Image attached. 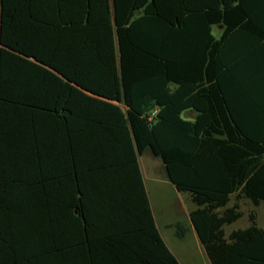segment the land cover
I'll list each match as a JSON object with an SVG mask.
<instances>
[{
  "label": "trees",
  "instance_id": "1",
  "mask_svg": "<svg viewBox=\"0 0 264 264\" xmlns=\"http://www.w3.org/2000/svg\"><path fill=\"white\" fill-rule=\"evenodd\" d=\"M61 90L81 122L67 182L40 139ZM0 135V264L9 231L13 264H49L55 227L74 235L75 264H180L143 187L146 150L196 206L210 264H264L252 214L223 230L240 198L264 206V0H0ZM105 141L112 151L94 150ZM113 155L116 169L104 162Z\"/></svg>",
  "mask_w": 264,
  "mask_h": 264
},
{
  "label": "crops",
  "instance_id": "2",
  "mask_svg": "<svg viewBox=\"0 0 264 264\" xmlns=\"http://www.w3.org/2000/svg\"><path fill=\"white\" fill-rule=\"evenodd\" d=\"M57 97L59 99V105L60 109L58 110V117L55 122L48 121L47 124H44L41 131V143L43 147H41V154L42 156H48L47 162L49 163L52 159L56 160V168L60 175L63 176V180L67 182V179H69L70 174V168L72 164H75V159L77 161L80 160V151H81V145H80V138H81V122L79 119V105H75V94L74 92H70L68 90H61L57 94ZM71 97V98H69ZM65 102L67 104H65ZM71 114V116L69 115ZM191 116V115H189ZM50 120V119H49ZM97 129H95V141H97L96 136L97 135ZM10 135V134H9ZM100 135V134H99ZM106 135V134H104ZM106 137V136H102ZM110 143L106 142L102 145H96L94 149V143H93V149L95 151H101V148L106 151H112L114 149L113 145H109ZM41 145V146H42ZM7 156H11V144H10V136L8 138V149L6 150ZM6 152L4 156H6ZM0 155H1V135H0ZM14 156V155H13ZM77 156V157H75ZM140 156H136V160L138 163V168L140 171V175L142 178L143 187L146 190L143 172L140 165ZM105 163L113 166L112 169H116L118 162H122V156L120 155H113V156H105L104 159ZM52 165H48V168H50ZM94 166H96L94 164ZM121 168V167H120ZM67 175V176H66ZM112 176H119V179L122 177L121 170L112 172ZM68 177V178H67ZM116 184L120 185V181H115ZM170 183V182H169ZM171 184V183H170ZM172 185V184H171ZM67 185H61L57 186V189H62L63 192H65V187ZM173 186V185H172ZM70 188V186H67ZM174 188V186H173ZM175 189V188H174ZM69 191V190H68ZM176 191V190H175ZM147 192V191H146ZM233 196V195H232ZM232 196H230V202L232 199ZM149 200V198H148ZM229 202V203H230ZM231 206V205H230ZM229 204L227 207H230ZM195 209V208H194ZM193 209V210H194ZM191 210V211H193ZM190 211V212H191ZM189 212V213H190ZM77 212L75 211V214ZM189 213L187 214V217L189 218ZM155 220V218H154ZM59 223L61 220H57ZM57 225L55 223H52L51 225ZM156 224V221H155ZM189 225L191 231L194 233L195 237L197 238V235L194 231V228L192 227V224L189 220ZM157 227V225H156ZM158 229V228H157ZM8 230H11V226H8ZM224 230V228H223ZM238 230V229H237ZM159 231V230H158ZM235 231V230H232ZM232 231H230L228 234L224 233L225 235H229ZM160 234V233H159ZM161 236V235H160ZM74 239V235L71 234V237H69V234H66L63 229L59 231L58 228H54L52 232H48L45 235V241H46V252H48V258L47 261L49 264H75V254L79 253L78 249L72 245V248H69V244H66V240L68 239ZM198 240V238H197ZM165 243V242H164ZM8 247L7 249V264H13L11 262V256H13V261L15 263V253H16V240L15 235L11 234L9 231L7 234V240L4 246ZM172 253V252H171ZM0 263H1V241H0Z\"/></svg>",
  "mask_w": 264,
  "mask_h": 264
},
{
  "label": "rangeland",
  "instance_id": "3",
  "mask_svg": "<svg viewBox=\"0 0 264 264\" xmlns=\"http://www.w3.org/2000/svg\"><path fill=\"white\" fill-rule=\"evenodd\" d=\"M217 34V29H213ZM145 187L150 208L155 218L161 238L180 264H210L203 247L190 229L187 214L196 208L185 192H177L166 179L159 158L153 157L148 150L140 156ZM232 196L229 206L234 202ZM242 216L230 225H225V233L245 229L250 226L249 215L255 218L256 226L264 230V206L253 205L249 200H238ZM183 231L182 236L177 231ZM227 236V235H226Z\"/></svg>",
  "mask_w": 264,
  "mask_h": 264
},
{
  "label": "water",
  "instance_id": "4",
  "mask_svg": "<svg viewBox=\"0 0 264 264\" xmlns=\"http://www.w3.org/2000/svg\"><path fill=\"white\" fill-rule=\"evenodd\" d=\"M219 28L221 29L222 27L220 26Z\"/></svg>",
  "mask_w": 264,
  "mask_h": 264
}]
</instances>
